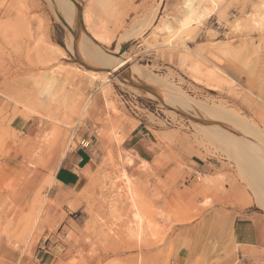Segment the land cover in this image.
<instances>
[{
    "label": "rangeland",
    "instance_id": "rangeland-1",
    "mask_svg": "<svg viewBox=\"0 0 264 264\" xmlns=\"http://www.w3.org/2000/svg\"><path fill=\"white\" fill-rule=\"evenodd\" d=\"M19 1L0 0V221L11 226V264H264V0H201L199 17L182 30L172 20L183 0H64L73 4V23L55 0ZM84 6L92 27L103 23L105 42L83 22ZM166 18L173 26L160 28ZM51 43L63 54L47 57ZM122 58L195 107L233 118L172 105L158 84L131 78L125 67L108 73ZM54 66L61 81L46 92L41 75ZM207 70L224 80L213 84ZM78 95L99 99L98 125L79 121ZM65 113L72 128L57 122ZM53 125L61 129L40 163L38 146ZM137 129L154 141L155 155L150 166L125 169L136 209L158 226L151 222L139 237L127 233L133 209L114 183L131 156L124 139ZM89 140L105 176L76 203H60L49 191L53 170L65 151ZM29 179L28 203L13 210L11 192ZM158 203L173 214L164 227L154 219Z\"/></svg>",
    "mask_w": 264,
    "mask_h": 264
},
{
    "label": "bare ground",
    "instance_id": "bare-ground-1",
    "mask_svg": "<svg viewBox=\"0 0 264 264\" xmlns=\"http://www.w3.org/2000/svg\"><path fill=\"white\" fill-rule=\"evenodd\" d=\"M19 1V0H17ZM24 1V0H23ZM50 1V0H49ZM69 1V0H68ZM93 1V0H92ZM13 2V0H12ZM15 4H16V1H14ZM20 2V1H19ZM55 4H56V7L58 9V13H59V9H60V13L62 15L63 18H65V20H68L70 23H73L74 19V7L72 6L73 4L71 2H66L64 0H55L54 1ZM200 2L201 0H183V4L181 5L182 9L181 11H179V14L178 16L176 17H172L173 20L172 22L175 23V24H178L179 28H187L197 17H199L200 15ZM11 3V2H10ZM23 4V2H21ZM35 3V1H34ZM51 3V2H50ZM72 5H71V4ZM91 3V2H90ZM20 4V3H19ZM21 5V4H20ZM26 5V4H25ZM51 5V4H50ZM12 6V4H11ZM41 6V5H40ZM59 6V8H58ZM89 7H90V4H89ZM88 6H84L82 8V20L83 22L85 23V25L87 26H90L89 28L91 29L92 33H93V38L95 40H101V41H106L108 40V35H107V32H105L104 30V25L102 22H99V23H95L96 25H94L92 27V21H91V13H90V8ZM180 7V8H181ZM9 10V9H8ZM14 10V9H13ZM21 11V10H20ZM93 11V10H92ZM8 12V11H7ZM23 12V11H21ZM25 13L28 14V12H24V15H26ZM76 15V13H75ZM176 15V14H175ZM23 16V15H22ZM26 17V16H25ZM150 20V18H149ZM101 21V20H100ZM94 23V22H93ZM150 23V22H149ZM171 24V21L166 18V19H163L161 20L160 22V28H171L173 26L170 25ZM92 27V28H91ZM155 28H159L157 25L154 26ZM88 28V29H89ZM145 29V28H144ZM174 29V28H173ZM178 29V28H177ZM179 30V29H178ZM68 39L71 41V43H68V48L70 50H72V48L74 47V44H73V37L71 36H68ZM38 49H40V45L39 43H35L34 44ZM49 46V50L47 51V57H50L52 58L54 54H63V50L55 45V44H48ZM47 48V47H46ZM185 49V48H184ZM118 50V48H117ZM45 49H42V57H45V54L46 52H44ZM116 51V50H115ZM51 60V59H50ZM104 60V59H102ZM106 60V59H105ZM48 62H50L48 60ZM103 62V61H102ZM107 62V61H105ZM104 62V64H105ZM97 63V62H95ZM128 64L127 60L122 58L121 60H116L113 67H109V71L108 73L112 74L114 72H116V70L120 67H125L126 65ZM112 65V64H111ZM200 62L199 61H195L194 63H192L191 65V71H192V74L195 78H198L197 76L201 74V70H200ZM135 66H129V67H125L124 68V71L125 69H127L128 73L130 74V77L131 78H136V79H143L146 83L150 84V85H159V89L161 90V95H163V98H165V100L170 103V104H176V105H179L183 108H186L188 110H190L191 112L194 111L197 113H202L205 114L206 116L207 115H212V116H216V117H219V116H222V115H225L226 116V112L224 111V109H219L221 111L218 110V107L217 109H212L210 107L206 108H202V107H195V105L197 104H193V102L189 101L188 98L186 99V97L184 98L183 95L180 96L178 93H175L173 92V90L171 91L170 89H168L167 87H163L160 85V83L154 79V77H150L146 74H144L143 72H141L137 67L134 68ZM62 72V67H58V66H54L52 67L50 70H45L43 73H42V78L45 82V91L46 92H49V90H52L53 87H55L57 85V83H59V81H61V78L58 76V74H60ZM207 80L211 81L213 84H216L218 82H221V80L223 81L224 79L220 76H218L213 70H207L204 75H203ZM202 82V81H201ZM162 84V83H161ZM212 84V85H213ZM64 86V84H61ZM59 88V87H58ZM57 88V89H58ZM56 90H54V93H55ZM54 93H51L50 95H48V99L50 100L49 103H51V100H54L56 97H55V94ZM58 95V94H56ZM151 95H154L151 93ZM160 95V94H159ZM160 95V96H161ZM78 100H76V104H75V108L77 109H80V117H79V121H81L82 119H87L89 120L93 125H98L100 119H99V111H100V108H101V104L99 102V99L94 97V98H84L82 95H78ZM150 96V95H149ZM155 96V95H154ZM157 96V95H156ZM155 96V97H156ZM152 97V96H151ZM48 103V104H49ZM112 103V102H111ZM111 103L109 104V107L110 108H114L112 107L113 104L111 105ZM52 104V103H51ZM199 105V104H198ZM198 108V109H197ZM67 109H73V106L72 107H69L68 105V108ZM200 110V111H198ZM184 111H187V110H184ZM225 113H223V112ZM65 117L63 118V120H57V122L59 124H61L60 126L62 127L63 126H66V127H73L70 123V121H68L69 117L67 116V113L64 114ZM228 116H230V114H227ZM226 116V118L228 117ZM235 116V115H234ZM233 118V116H230V118ZM222 118V117H220ZM228 118V120L230 119ZM231 118V119H232ZM238 119V118H237ZM227 120V119H225ZM227 120V121H228ZM240 120V118H239ZM239 122V121H238ZM241 122H242V119H241ZM241 122L239 123H236V124H240ZM244 122V121H243ZM242 122V123H243ZM132 123V122H131ZM205 124V123H204ZM234 124V123H233ZM235 124V125H236ZM245 124V123H243ZM238 126V125H237ZM249 126V125H248ZM61 127H58L57 125H53V127H51V129L47 132H45L43 135H42V140H41V144L38 146V150L36 152V157H38L37 160H39V162H43V158L45 156V153L47 152V149L48 147L50 146H54L55 145V142L57 140V137H58V134H59V131L61 129ZM231 127V126H230ZM239 127V126H238ZM240 127H243V125ZM239 127V128H240ZM252 128V127H251ZM233 129V128H232ZM247 130V128H245ZM256 129V128H255ZM201 130V129H200ZM206 130V129H205ZM209 131V130H208ZM236 131V130H235ZM245 131V130H244ZM243 131V132H244ZM253 131L250 130V132ZM246 133V132H245ZM252 134V133H251ZM253 134H256V133H253ZM259 134V133H258ZM114 137H115V140L117 142H121L122 141V135L120 133V131H114ZM257 136V135H256ZM260 136V135H259ZM257 136V137H259ZM261 137L262 134H261ZM256 138V137H254ZM264 138V137H263ZM258 139V138H257ZM256 139V140H257ZM113 141H114V138H113ZM259 141V139H258ZM64 150V149H63ZM120 164V163H119ZM124 167V166H123ZM122 166L120 167V171H119V175H122V178L125 177V180L124 179H120L122 180V182H124L122 185H118V193L121 194L122 192H124V194H126L128 196V200H129V203H130V207H132V213L129 217V221L127 222L128 225H127V233L129 236H136V237H139V236H142L145 231H146V227L148 226V224H150L152 222L153 225H155L156 227L157 224L153 221V217L151 218L150 216H153V214L151 215V213L148 215L147 212L146 214L144 212H141L140 210L136 209L135 205H136V202L138 201V199H136L137 201L135 202V192H134V189L132 186V183L129 179V177L126 176L125 174V170ZM52 179V178H51ZM124 180V181H123ZM119 181V180H118ZM117 180L114 182L116 184ZM121 182V181H120ZM119 182V183H120ZM50 184V183H49ZM32 186H33V181L31 179H29L20 189H18L17 191H13L11 192V194L13 193L14 195V198H13V202L15 204H13V207L12 209L14 210L15 208L17 207H21L23 205H26L28 203V200H26L27 198V195L29 194L30 191H32ZM123 189V191H122ZM10 193V192H9ZM39 194L37 195H34L33 197V201L35 202V200H38L39 198ZM8 198V197H7ZM2 199V197H1ZM40 200V199H39ZM32 201V200H31ZM33 202V203H34ZM115 209V207L113 208ZM112 209V211H114ZM39 210V209H38ZM36 211V210H35ZM34 211V212H35ZM155 211V210H154ZM154 213V212H153ZM156 214L159 213L161 214V212H155ZM154 213V214H155ZM31 214V213H29ZM33 214V213H32ZM35 215V213L33 214V216ZM166 215V218L168 219V215ZM15 216L17 217L18 216V212L16 211L15 213ZM157 217V215H154V217ZM25 217V216H24ZM37 217V216H36ZM39 217V216H38ZM173 217V216H172ZM34 218V217H33ZM21 219V218H20ZM24 219H27V216L26 218ZM29 219H30V216H29ZM32 219V218H31ZM173 219V218H172ZM2 222L0 221V264H11L12 261H15L14 260V256H15V246L14 244H11L9 239H8V235H9V231L11 229V226H10V223L8 220H4L3 217H2ZM19 220V219H18ZM33 220V219H32ZM157 220V219H156ZM21 221V220H20ZM25 221V220H24ZM158 222V221H157ZM28 223V224H27ZM25 225L26 227L31 224L30 222H27ZM35 224V222H33ZM32 223V225H33ZM159 224V223H158ZM31 225V226H32ZM165 225V224H164ZM16 227V226H15ZM160 227V226H159ZM19 228V227H17ZM30 228V227H28ZM23 229V228H22ZM25 229V228H24ZM28 230V229H27ZM15 231V230H14ZM18 231V230H17ZM22 232V231H21ZM25 232V230H24ZM28 233V232H27ZM25 235V233H24ZM14 237V236H13ZM22 237V236H21ZM26 245V244H25ZM13 259V260H12ZM17 259V258H15ZM19 262V260H18ZM18 262L16 264H18ZM15 263V262H14Z\"/></svg>",
    "mask_w": 264,
    "mask_h": 264
},
{
    "label": "crops",
    "instance_id": "crops-1",
    "mask_svg": "<svg viewBox=\"0 0 264 264\" xmlns=\"http://www.w3.org/2000/svg\"><path fill=\"white\" fill-rule=\"evenodd\" d=\"M36 30L39 32L37 28ZM51 44L59 46L56 43ZM59 47L63 50L61 46ZM123 143L126 150L131 154L130 157L128 155L125 156L123 168L126 176L129 177L132 186H134L131 176H129L126 172L125 166L130 163L138 165V168L140 169L146 167V165L150 166L155 155V143L152 139H150V137H148L147 133L143 129H137L135 133L129 134L127 138L124 139ZM65 152L61 157H59L58 164L53 170L52 185L49 191L55 196L56 201L71 204L76 203L77 196L81 193L89 191L92 187L91 185H94L97 180L104 178L103 175L105 176V173L96 171L99 163L94 154L92 140L87 141L83 146H78L66 153ZM135 174L140 176L143 173L135 172ZM118 175L116 177V180H119L117 183L121 181L119 184L122 185L124 182L120 179L125 180V177L122 178V175ZM60 191H65L67 194L60 193ZM157 206L159 208L162 204L158 203ZM164 206L165 205H163V207ZM156 212H161V214L157 213V217L155 216L154 219H157L158 223L162 224H160L162 227H164V224L168 222V220H171L173 215H168L167 219L164 213L165 211H162V209L159 208ZM176 259H179V255Z\"/></svg>",
    "mask_w": 264,
    "mask_h": 264
},
{
    "label": "built area",
    "instance_id": "built-area-1",
    "mask_svg": "<svg viewBox=\"0 0 264 264\" xmlns=\"http://www.w3.org/2000/svg\"><path fill=\"white\" fill-rule=\"evenodd\" d=\"M134 104H135V106H136V107H139V105H138V102H137V101H135V102H134ZM85 144H86V143H85Z\"/></svg>",
    "mask_w": 264,
    "mask_h": 264
},
{
    "label": "water",
    "instance_id": "water-1",
    "mask_svg": "<svg viewBox=\"0 0 264 264\" xmlns=\"http://www.w3.org/2000/svg\"><path fill=\"white\" fill-rule=\"evenodd\" d=\"M147 89H149V88H147Z\"/></svg>",
    "mask_w": 264,
    "mask_h": 264
}]
</instances>
